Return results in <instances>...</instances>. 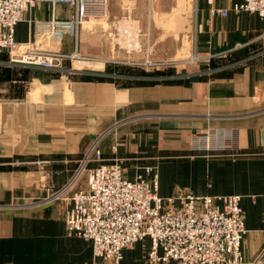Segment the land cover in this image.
I'll return each mask as SVG.
<instances>
[{
	"label": "crops",
	"instance_id": "0c3cea01",
	"mask_svg": "<svg viewBox=\"0 0 264 264\" xmlns=\"http://www.w3.org/2000/svg\"><path fill=\"white\" fill-rule=\"evenodd\" d=\"M234 1L214 0L229 10L223 17L206 0H106L105 17L54 35L34 23L71 21V4L37 2L24 12L16 41L87 59L51 69L0 53V264H103L65 227L85 177L44 202L50 187L73 180L93 145L104 162L121 160L129 180L152 168L162 197L240 195L244 264L256 258L264 248V17L235 13ZM146 60L157 67L135 64ZM194 133L202 149L191 154ZM209 144L234 151L214 154ZM149 249L148 238L135 241L120 264H148Z\"/></svg>",
	"mask_w": 264,
	"mask_h": 264
},
{
	"label": "built area",
	"instance_id": "2783aa9c",
	"mask_svg": "<svg viewBox=\"0 0 264 264\" xmlns=\"http://www.w3.org/2000/svg\"><path fill=\"white\" fill-rule=\"evenodd\" d=\"M37 2L67 3L74 7L71 21L54 18L36 21L34 24L45 35L70 31V24L76 30L91 17L106 16V0H0V53L7 52L11 63L51 69L61 68L63 62L72 58L86 60L39 48L32 41H16V24ZM206 2L211 15L224 17L228 14L227 8L214 7V0ZM231 10L264 17V0H235ZM135 64L142 65L146 72L157 67V63L149 60ZM201 143L199 139L196 145L200 148ZM208 150L214 154L234 151L217 144L212 147L209 144ZM103 160L93 145L81 158L73 180L60 188L50 187L44 198V202L63 198L85 174V188L74 191L69 197L64 222L69 233L91 243L93 256L103 264H120L123 249L143 238L150 240L148 264L169 261L175 264H244L241 241L245 228L240 195L185 192L162 197L157 193L158 175L152 168L144 167L129 180L124 176L121 160ZM94 162L98 164L93 165ZM247 264H264V248Z\"/></svg>",
	"mask_w": 264,
	"mask_h": 264
},
{
	"label": "rangeland",
	"instance_id": "374dc122",
	"mask_svg": "<svg viewBox=\"0 0 264 264\" xmlns=\"http://www.w3.org/2000/svg\"><path fill=\"white\" fill-rule=\"evenodd\" d=\"M91 65V64H90ZM89 65V66H90ZM87 66V65H86ZM130 67V66H129ZM130 68H132V67H130ZM135 68V67H134ZM135 69H137V68H135ZM142 70V69H141ZM130 72H137V71H130ZM200 136H201V134H199ZM198 134H193L192 135V137H193V140H196L193 144H191V146H190V153L191 154H196V153H199V152H201V149L198 147V145H196V142H198V140L200 139V138H198V136H199ZM211 151V150H210ZM82 176H84L85 178H86V176H85V174L84 175H82ZM81 177V176H80ZM79 177V178H80ZM85 185H86V182H85ZM83 188H85V187H83ZM79 189H81V188H79ZM78 190V189H77ZM76 191V190H75ZM74 192V191H73ZM72 192V193H73ZM71 196V195H70ZM130 246V245H129Z\"/></svg>",
	"mask_w": 264,
	"mask_h": 264
},
{
	"label": "trees",
	"instance_id": "16d2710c",
	"mask_svg": "<svg viewBox=\"0 0 264 264\" xmlns=\"http://www.w3.org/2000/svg\"><path fill=\"white\" fill-rule=\"evenodd\" d=\"M141 73H142V75L143 74H146L145 72H143V71H141ZM151 74H154V75H157V74H162L161 72H158V71H154V72H152ZM147 75V74H146Z\"/></svg>",
	"mask_w": 264,
	"mask_h": 264
},
{
	"label": "bare ground",
	"instance_id": "6f19581e",
	"mask_svg": "<svg viewBox=\"0 0 264 264\" xmlns=\"http://www.w3.org/2000/svg\"><path fill=\"white\" fill-rule=\"evenodd\" d=\"M126 37L129 38L130 41L132 42V38H131V35L130 34H127Z\"/></svg>",
	"mask_w": 264,
	"mask_h": 264
}]
</instances>
